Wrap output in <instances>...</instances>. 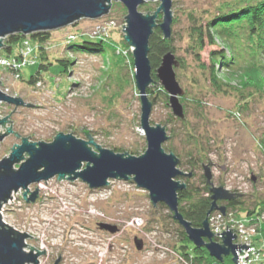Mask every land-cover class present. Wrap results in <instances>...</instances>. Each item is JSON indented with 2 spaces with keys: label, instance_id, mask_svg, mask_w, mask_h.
<instances>
[{
  "label": "rangeland",
  "instance_id": "374dc122",
  "mask_svg": "<svg viewBox=\"0 0 264 264\" xmlns=\"http://www.w3.org/2000/svg\"><path fill=\"white\" fill-rule=\"evenodd\" d=\"M234 1L172 0L174 54L184 60L182 68L175 67V76L184 88L180 99L186 124L182 127L178 118L172 115L168 98L158 91L162 87L159 81L149 85L155 99L150 120L165 126L171 137L163 145L169 143L182 155L185 153L184 162L191 142L196 141L195 138L204 141L211 151L204 163L208 164V158L213 162V183L244 194L245 200L250 202L254 196L264 199V95L242 99L244 91L239 90L238 75L230 78L229 85L234 88L226 92L215 91L209 85L207 70L197 63L209 65L210 51L224 48L219 39L214 45L205 44L200 51V60L187 48L188 14L192 13L204 23L223 3ZM159 4L160 0H148L138 9L145 14L147 11L153 13ZM147 5L153 9L145 10ZM126 14V8L124 14L112 1L110 16H104L116 20L118 26L109 37L121 40ZM161 17L162 13L159 19ZM100 19L82 18L78 28L88 33ZM74 30L71 26L51 30V39L46 43L49 60L67 56L73 61L68 75L54 61L47 70H40L41 84H37L38 81L29 84L26 81L37 72L38 61L23 66L18 80L0 66V89L35 104L27 107L0 102V119L10 113L7 120L12 121L4 126H11L20 137L31 136L28 137L30 141H52L60 131L87 140L86 134L78 130V127H84L89 129L87 132L93 141L103 147H121L125 151L137 148L139 154L142 153L147 142L139 128L141 103L133 78L134 67L128 57V68L115 65L110 48L102 53L68 49L66 35L76 32ZM225 50L230 56L229 49ZM215 66L218 74L223 75L219 64ZM6 127L0 124V133L5 132ZM189 132L194 137L189 136ZM20 142L21 138L14 132L5 136L0 141V158L9 155L13 144ZM89 145L95 149L94 145ZM219 163L225 164L224 171L217 165ZM200 172L203 173V167ZM45 181L34 202L25 201L23 191H17L12 202H6L3 211L8 224L32 236L26 238V249L33 246L36 250H45L39 255L38 264H53L59 254V264H186L172 248L178 234L167 217L169 210L159 207V203L153 206L148 192L138 188L133 179H116L110 189L100 191L89 188L81 179L71 181L53 177ZM34 187L36 183L31 185L32 189ZM135 216L143 220L139 229L127 224ZM101 221L117 224L118 232L111 234L100 230L97 222ZM134 235L143 241L140 249L136 248ZM35 249L32 250L37 252Z\"/></svg>",
  "mask_w": 264,
  "mask_h": 264
},
{
  "label": "water",
  "instance_id": "95a60500",
  "mask_svg": "<svg viewBox=\"0 0 264 264\" xmlns=\"http://www.w3.org/2000/svg\"><path fill=\"white\" fill-rule=\"evenodd\" d=\"M112 1H119L126 8L127 14L124 17L126 24L123 25L122 30L125 41L133 48L131 52L133 78L141 103L139 128L144 132L146 148L140 155L116 152L112 148L95 143L92 135L87 132L89 129L84 127L83 129L78 127V130L86 134L87 140L71 132L60 131L55 134L52 141H30L28 137L31 136L20 137L11 126H4V123L12 121L7 120L9 113L8 116L0 119L2 127L7 128L5 132L0 133V141L14 132L16 137L21 138V142L14 143L9 155L0 158V211L2 205L12 199L13 192L19 190L23 191L25 201L34 202L39 195L38 186L33 190L29 187L53 177L71 181L81 179L92 189L107 186L110 179H133L138 188L148 192L153 206L163 203L169 208L172 218L178 221L187 238L196 247L203 246L211 257L220 262L223 261L224 256L230 255L233 263L236 264L239 259L237 250L247 249L249 245L234 242L236 239V234L232 232L236 230L234 228L226 227V230L217 233L221 235L222 240L220 242L215 240L208 218L212 211L218 210L223 215L226 212V206L219 205L218 201L231 200L242 194L229 191L222 184L213 183L211 172L213 162L208 158V164L203 165V173L209 184L211 207L202 224L199 227L193 226L179 210L177 196V191L187 186L177 177L187 174L191 176L192 173L183 171L178 166L176 154L167 152L162 147L163 142L169 137L165 126L151 123L150 120L152 100L148 98L147 87L153 82V77L148 43L156 26H159L165 38H170L172 0H160L156 10L153 13L147 11V14L139 11L138 6L148 0H0V47L3 38L11 33L20 32L28 35L39 30L50 31L66 27L82 18L93 20L104 17L109 14ZM160 13L162 17L159 19ZM179 63L176 54L172 50H167L162 54L160 64L155 69V76L167 92L172 115L184 121L185 111L180 99L184 88L180 86L175 76V67H179ZM0 102L27 107L35 105L27 103L21 96L7 94L2 89H0ZM89 144L94 145L95 149ZM15 164L18 166L16 167ZM217 165L225 170L224 163ZM102 227L106 228L107 225ZM28 236L30 235L26 232L6 223L0 213V264H38L39 255L45 253V250L39 251L33 246L30 250L26 249L25 241ZM136 246L140 249L142 243L137 241ZM60 258L59 254L53 264H59Z\"/></svg>",
  "mask_w": 264,
  "mask_h": 264
},
{
  "label": "trees",
  "instance_id": "16d2710c",
  "mask_svg": "<svg viewBox=\"0 0 264 264\" xmlns=\"http://www.w3.org/2000/svg\"><path fill=\"white\" fill-rule=\"evenodd\" d=\"M115 3L120 7L122 13L125 14V7L119 3ZM145 10H152L149 5L144 6ZM215 13L210 18L197 20L192 13L188 14L189 24L187 26L188 44L187 48L190 53L196 56L197 60H200V51L205 44L214 45L216 39L222 42L224 48L214 49L210 51V63L209 65L200 63L201 67L207 70L206 75L209 81V85L218 92H226V90L234 88L229 85L230 78L233 75L240 77V88L244 93H241L242 99H247L251 95H264V0H236L234 2L223 3L217 8ZM154 11V10H153ZM107 16H110V11ZM176 18L173 19L175 23ZM80 20L72 23V28H75L73 32L76 34V38L71 41H67V48L76 52H105L106 49H111L114 57V63L118 67L128 68L126 66V57L116 53L115 45H121L124 48L129 47L128 42L124 39V34L121 33V40L113 39L109 37L107 39L91 38L85 34L84 30H79L78 23ZM31 38L36 43L37 61L39 62L38 69L34 74L30 75V78L26 81L29 84H35L37 80L41 79V69L47 70L49 66L55 61L62 67V71L68 75L71 70L69 69L72 64V60L67 56L54 57V60H49L47 56L46 43L51 39V30H39L38 32H32L28 35L23 33H11L6 35L3 39V44L0 47V55L7 57L8 55H15L18 52V48L25 38ZM149 60L150 66H152L151 76L153 82L156 83L158 78L155 76V69L160 64L162 54L167 50H174L173 35L170 38H165L159 26H156L152 35L149 38ZM225 48L229 49L231 55L228 56L225 52ZM179 59L180 68L184 66L183 58L176 55ZM130 65L133 66V56L131 51L127 53ZM219 64V69L223 75L218 74L219 70L216 69L215 64ZM133 81V79H132ZM158 91L164 93L167 99V94L163 88H159ZM240 91V92H243ZM156 92V91H155ZM147 93L149 99L154 102V90L151 86L147 87ZM184 101V97L182 102ZM178 122L182 127L186 124V120L182 121L178 118ZM151 123H155L151 120ZM171 134V130L168 129ZM194 137L189 132L188 134ZM171 137V135L169 136ZM168 137V138H169ZM191 142L192 146L186 150V162H184L185 153L182 155L177 147H172L169 143L163 145L167 152H173L178 157V166L185 170L187 173H192L191 176H178L180 180L187 184L186 188L177 191L178 207L183 217L191 221L193 226L199 227L207 217V212L211 207V194L209 191V184L206 182L204 173L200 172L201 167L205 164L204 161L207 158L209 152L206 148L204 141L196 139ZM264 146V139L262 140ZM189 143V141H188ZM116 152H127L128 154L140 155L137 148H131L125 151L121 147H112ZM190 170V171H189ZM253 201L247 202L245 195L231 199L220 200L218 204L226 206V212L233 213L238 218H248L250 220L256 219V217L264 215V199L260 196H254ZM159 207L169 210L163 203L158 204ZM167 217L177 228L178 240L173 244L172 248L177 252V255L185 261L186 264H234L231 256H224L223 261L220 262L214 257H211L203 246L196 247L187 235L178 221L172 218V213L169 210ZM98 228L105 230L109 233H116L119 227L115 223L109 222H97ZM107 225V227H102ZM256 240L263 241L264 247V217L261 219L258 227V235ZM133 241H143L134 235ZM137 248V246H136Z\"/></svg>",
  "mask_w": 264,
  "mask_h": 264
},
{
  "label": "built area",
  "instance_id": "2783aa9c",
  "mask_svg": "<svg viewBox=\"0 0 264 264\" xmlns=\"http://www.w3.org/2000/svg\"><path fill=\"white\" fill-rule=\"evenodd\" d=\"M117 26L118 25L116 24V20L104 16V18L101 17L100 20L95 21L93 27L89 30L88 33L85 32V34L87 35L89 34L88 36H90L93 39L97 38L104 40L110 36L109 34L112 31H114ZM121 31L123 32L122 29ZM66 37H67V41H71L77 36L76 34L71 33L66 35ZM132 49L133 48L131 45L127 48H123L117 45L115 47L116 53L121 56H125L126 58H127V53L130 51L132 52ZM34 61H37L36 45L35 42L29 37L23 40V42L18 48L17 54L8 55L7 57L0 55V66L3 69H6V71H10L13 74L14 79L17 80L21 76V71H20L21 68L26 64H28L29 62H34ZM37 84H41V82L38 81ZM141 132L144 134L142 128H141ZM115 181L116 179H110L109 184L107 186L100 187V189H96V190L100 191V190H105L107 188L110 189ZM36 186H38L37 188L38 190L44 188L45 182L40 181L36 183ZM29 188L30 190H33L31 186ZM234 192L236 191L234 190ZM14 196H15V192H13L12 194V199H9L7 202L13 200ZM5 204L6 202L2 205V209L0 211L4 221H5V217L3 211ZM263 217L264 215L256 217V219L254 220H250L244 217L238 218L235 215H233V213L230 212H225L223 215L222 212L215 210L210 213L208 221L211 231L214 232L213 238H215V240L219 242L222 240L221 235L217 233H221L222 230H226V227L228 229L234 228L236 229L232 231L233 233L236 234V239H234V242L237 244L249 245L247 249L242 248L241 250L239 249L237 250L239 259L237 260L236 264H264L263 241L256 240V237L258 235V227ZM142 223L143 220L135 216L134 218H131V220L127 224L132 226L133 228L139 229Z\"/></svg>",
  "mask_w": 264,
  "mask_h": 264
},
{
  "label": "bare ground",
  "instance_id": "6f19581e",
  "mask_svg": "<svg viewBox=\"0 0 264 264\" xmlns=\"http://www.w3.org/2000/svg\"><path fill=\"white\" fill-rule=\"evenodd\" d=\"M37 81H39V80H37ZM37 81H36V82H37ZM83 166H84V165H83Z\"/></svg>",
  "mask_w": 264,
  "mask_h": 264
}]
</instances>
